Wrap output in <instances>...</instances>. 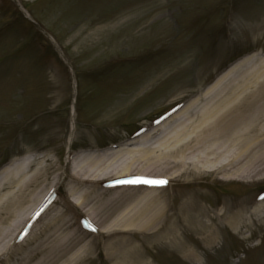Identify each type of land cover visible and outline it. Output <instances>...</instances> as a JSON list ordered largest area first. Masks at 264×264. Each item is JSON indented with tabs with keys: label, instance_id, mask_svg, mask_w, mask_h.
Segmentation results:
<instances>
[{
	"label": "rangeland",
	"instance_id": "obj_1",
	"mask_svg": "<svg viewBox=\"0 0 264 264\" xmlns=\"http://www.w3.org/2000/svg\"><path fill=\"white\" fill-rule=\"evenodd\" d=\"M232 69L216 90L264 77V0H0V184L9 186L19 172L23 181L41 174L28 188L40 200L29 213L31 203L24 205L22 221L36 208L43 230L56 212H66L82 232L68 191L72 170L95 156L107 165L103 173L115 172L129 155L114 151ZM162 186L175 210L191 199L210 214L242 206L250 211L264 202V176L227 181L210 169H190ZM15 189L1 194L8 198ZM51 191L52 202L44 206ZM214 223L212 247L202 234L177 226L199 262L184 258L167 239L154 241L155 234L135 231L130 238L149 264H264V221L241 232ZM15 234L0 264H20L28 251L18 250L24 239ZM96 235L82 264H112L106 235Z\"/></svg>",
	"mask_w": 264,
	"mask_h": 264
},
{
	"label": "bare ground",
	"instance_id": "obj_2",
	"mask_svg": "<svg viewBox=\"0 0 264 264\" xmlns=\"http://www.w3.org/2000/svg\"><path fill=\"white\" fill-rule=\"evenodd\" d=\"M233 69L195 101L166 120L145 127L138 137L114 151L129 155V161L119 165L115 172L103 173L107 165L95 156L86 158L85 164L72 170L68 191L80 222L83 221L82 232L72 227L76 219L66 212H56L43 230L39 226V210L33 213L36 208L22 221L24 205L31 203L25 210L29 213L40 200V193L34 194L28 188L41 174L23 181L19 172L9 186L7 182L6 186L0 184V257L7 250V238L16 232L15 237L22 235L24 239L18 250L28 249L20 264H82L96 244L97 232L106 235L104 245L112 264H149L130 238L136 231L155 234L152 239L156 242L167 239V243L181 250L184 258L199 262L198 253L179 238L177 226L182 224L186 230L191 228L202 234L203 241L212 247L217 241L215 220L228 224L235 232L256 221L262 223L263 216L259 220L253 216L264 213V202L250 211L241 209L242 206L240 210L223 209L210 214L196 199H191L175 210L162 186L165 184L143 182L168 181L190 169H210L227 181L264 176V77L249 76L244 84L233 85L231 90H216ZM248 80L250 87L245 86ZM172 168L176 171L167 173ZM124 177L140 182H120ZM109 182L100 188L102 183ZM13 186L16 191L8 192V198L7 193L1 194L3 189ZM51 194L52 191L46 196L44 206L51 204ZM11 216L13 219L7 223ZM44 233H47L44 241L48 243L37 242Z\"/></svg>",
	"mask_w": 264,
	"mask_h": 264
},
{
	"label": "snow or ice",
	"instance_id": "obj_3",
	"mask_svg": "<svg viewBox=\"0 0 264 264\" xmlns=\"http://www.w3.org/2000/svg\"><path fill=\"white\" fill-rule=\"evenodd\" d=\"M133 182H140V181H133ZM144 183H152V184H166L167 181H164V180H159V181H154V180H146V181H143Z\"/></svg>",
	"mask_w": 264,
	"mask_h": 264
},
{
	"label": "water",
	"instance_id": "obj_4",
	"mask_svg": "<svg viewBox=\"0 0 264 264\" xmlns=\"http://www.w3.org/2000/svg\"><path fill=\"white\" fill-rule=\"evenodd\" d=\"M65 58V57H64ZM66 59V58H65Z\"/></svg>",
	"mask_w": 264,
	"mask_h": 264
}]
</instances>
